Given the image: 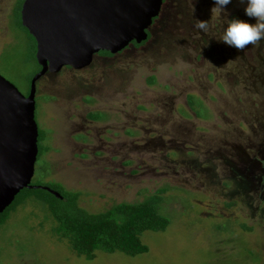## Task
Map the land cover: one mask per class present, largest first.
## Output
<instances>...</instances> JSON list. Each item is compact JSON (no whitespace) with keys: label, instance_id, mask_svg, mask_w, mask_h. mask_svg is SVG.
<instances>
[{"label":"rangeland","instance_id":"1","mask_svg":"<svg viewBox=\"0 0 264 264\" xmlns=\"http://www.w3.org/2000/svg\"><path fill=\"white\" fill-rule=\"evenodd\" d=\"M18 3L0 0V74L28 95L39 64ZM213 7L174 0L148 43L37 81L32 184L80 192L90 212L165 190L169 224L141 234L148 251L78 255L36 191L0 221V264H264V41L243 50L219 41L227 17ZM244 7L233 0L230 17L255 23Z\"/></svg>","mask_w":264,"mask_h":264},{"label":"water","instance_id":"2","mask_svg":"<svg viewBox=\"0 0 264 264\" xmlns=\"http://www.w3.org/2000/svg\"><path fill=\"white\" fill-rule=\"evenodd\" d=\"M163 1L24 0L22 24L36 39L41 69L32 78L28 95L0 74V214L25 188L60 196L49 186L32 184L39 154L37 81L65 66L87 67L101 50L115 54L133 41L147 40Z\"/></svg>","mask_w":264,"mask_h":264},{"label":"trees","instance_id":"3","mask_svg":"<svg viewBox=\"0 0 264 264\" xmlns=\"http://www.w3.org/2000/svg\"><path fill=\"white\" fill-rule=\"evenodd\" d=\"M173 1L174 0H164L162 9H164L167 4H172ZM23 3L24 0H19L15 10V16L20 26L25 29L33 42V54L37 61L36 39L22 24L21 10ZM161 15L162 13L159 17L154 19V22L160 18ZM235 16L239 17L240 15L235 14ZM240 19L243 18L240 17ZM148 34V39L142 43H137L135 41L132 43H148L152 37L149 31ZM98 54L106 57L116 55V53L113 54L108 50H101ZM40 69L41 66L39 65V71ZM154 82L155 77L151 76L150 83ZM189 99H192L191 95L188 96V102ZM96 114L97 111L91 112L89 117L94 120H103L99 116L97 117ZM196 116L201 117L198 113ZM40 142L41 136L39 129L38 144H40ZM49 187L58 191L61 197L46 189L25 188L17 195L12 205L0 214V221L5 217L9 209H12L17 202H20V196V198L24 199L30 192L44 191L48 196H44L43 200L48 204L49 210L55 219V232L66 239L78 255L90 259L96 257V252L98 250L108 253L123 252L132 256L146 252L149 248L147 244L142 242L141 234L148 230L158 231L165 229L169 224L167 217L160 212V204L165 191L163 189L153 195L147 196L144 200L139 202H122L113 205L105 211L90 212L79 204L80 192L68 191L60 183H54ZM25 191L28 192L26 193Z\"/></svg>","mask_w":264,"mask_h":264},{"label":"clouds","instance_id":"4","mask_svg":"<svg viewBox=\"0 0 264 264\" xmlns=\"http://www.w3.org/2000/svg\"><path fill=\"white\" fill-rule=\"evenodd\" d=\"M244 5V15L254 18L255 23L240 19L238 17H230L228 6L233 0H213L214 7L211 13L219 16L224 14L227 17L226 27L220 37L221 42L236 50H243L248 45H257L264 41V0H238ZM195 6H193V15ZM196 27L202 31H208L209 25L204 20L197 19Z\"/></svg>","mask_w":264,"mask_h":264},{"label":"flooded vegetation","instance_id":"5","mask_svg":"<svg viewBox=\"0 0 264 264\" xmlns=\"http://www.w3.org/2000/svg\"><path fill=\"white\" fill-rule=\"evenodd\" d=\"M91 65V64H90ZM87 67H89V66H87ZM87 67H84V68H87ZM73 69H75V68H73ZM83 69V68H82ZM75 70H81V69H75ZM48 72H50V71H48ZM47 72V73H48ZM44 76V75H43ZM94 96L95 95H93V94H87V95H85V102H90V103H92L93 101H94ZM91 98V100H88L87 98ZM98 112V111H97ZM98 121V120H97Z\"/></svg>","mask_w":264,"mask_h":264}]
</instances>
